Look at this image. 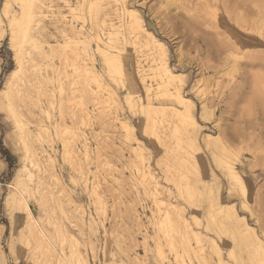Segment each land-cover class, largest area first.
Returning a JSON list of instances; mask_svg holds the SVG:
<instances>
[{
  "label": "rangeland",
  "instance_id": "374dc122",
  "mask_svg": "<svg viewBox=\"0 0 264 264\" xmlns=\"http://www.w3.org/2000/svg\"><path fill=\"white\" fill-rule=\"evenodd\" d=\"M18 2L0 0V89L21 60L6 104L18 88L29 92L14 98L31 137L19 140L21 130L16 136L0 107L2 263L49 264L28 236L26 206L52 264H214L210 243L197 247L179 220H158L171 203L225 256L233 247L232 264L254 263L240 226L216 225L209 172L220 180L222 201L264 245V0H44L41 10L10 22ZM126 8L166 46L196 129L178 125L170 110H142L147 102L151 110L175 104L159 88L142 36L127 28ZM106 49L115 56L110 71ZM206 134L228 149L221 157L243 180L245 196L239 187L228 195L201 143Z\"/></svg>",
  "mask_w": 264,
  "mask_h": 264
},
{
  "label": "bare ground",
  "instance_id": "6f19581e",
  "mask_svg": "<svg viewBox=\"0 0 264 264\" xmlns=\"http://www.w3.org/2000/svg\"><path fill=\"white\" fill-rule=\"evenodd\" d=\"M18 1H19L18 2L19 3V8H18V10H16L14 12V14H16L15 18L13 19L14 21H12V18H11L10 22H18V21L22 20L23 18H25L26 16L29 15V12L31 13L32 8H36V9H40L41 10L40 6H43V1L44 0H18ZM94 1L95 2H97V1L98 2H106V3L110 2V0H94ZM111 1H115L116 2V0H111ZM10 2L14 4L16 2V0H10ZM11 13H12V11H11ZM126 14H127V18H128V20H127L128 21L127 28L131 29L134 32H137V34L142 36V38H143V41H142L143 42V46L145 48H147V50L153 55V65L151 67V70L153 72L154 77L159 79V86L160 87L159 86L158 87L162 88L163 89L161 91L162 94L165 97H167L170 100H172L173 103L175 104V106H173V107L170 106L169 108H166V107H163L161 105L162 107L160 106L158 108H154V109L151 110L150 109L151 106L147 102L146 104H141L142 110L144 112L155 111V112H159V113H164L165 111L170 110V113L173 114L176 117L178 125H180L182 127H186V126L191 127L192 130L196 129L199 125H198V123H197V121H196V119L194 117V114H193V103H192V101L190 99L182 96V94H180V90H179L178 86H175V84H173L176 80L179 83H181L182 80H184V79H182V77H181L182 74L181 73L180 74H175L170 69L169 64H168V53H167L168 51H167L166 46L161 41H159L144 26V24H143L144 22L142 21L141 16L138 14V12L135 9L126 8ZM27 23H28V21H27ZM25 27H26V29H25L24 33L26 32V30H28L27 26H25ZM100 52L103 54V58H104V62H105L106 67H107V71L108 70L110 71L113 68V65H114V62H115L114 54L111 53L107 49L106 50H101ZM19 62L20 63H18L16 69L14 71L10 72L6 76V79H5L4 83H3V88L0 89V107L2 108V106H3L5 108L8 117L12 120L14 132L16 133V130H19V129L21 130L19 132L20 133L22 132L21 133L22 136H20L21 135L20 134L19 135L20 137H19L17 135V133H16V136H18L19 140L20 139H25V138H27L29 140L30 137H31V133L29 132L30 130L27 131L25 129L26 127L24 126V124L21 121H19L18 119H16L17 118V112H16V109H15L16 99L17 100L18 99H22L21 101H23L24 97H26L27 96L26 94H28L29 92L27 93L25 88L23 89L19 85V87H21V88H18L15 91L16 99L14 98V96H15L14 95L13 99H12V103L10 102V103L6 104L7 103V98H8V93H9V90H10L11 86L13 85V82H15V81L17 82L18 77L16 76V74H19L21 72L22 62H21V60H19ZM93 75H95V74H93ZM171 86L174 89L172 88V90H171L170 89ZM147 96H148V94L146 93L143 98L146 97V99H148ZM131 98L132 97H129V95H128V97L126 99V102H127L126 104H128L129 106L132 105V99ZM155 114L156 113H154V116H155ZM201 143H202L203 147H205V149L209 150L210 155H211L210 157H212V162H213L214 166L216 167V169L223 176V178H224V180L226 182V185H227V193H228V195H232L233 193H235L234 191L237 189V187H239L240 190H242V194L245 196L247 190H246V187H245V184H244L243 180L238 175V173L235 170L233 164L229 163L228 161L225 162V160L222 159V157H221V155H226L227 154V150H228V149H226V147L222 143V141L220 139H216L215 137H213V136H211L209 134H206L202 138ZM23 147H26L25 150H30V147H28L29 149H27V145L26 146L24 145ZM24 153L27 156L26 152H24ZM30 157H31V155H30ZM34 165H36L35 162H34ZM37 166H38V164H37ZM23 171H26L25 168L23 169ZM209 174H210L211 182L213 184H215V186H214L215 189L213 188V190H216V194L214 193L215 194V200L214 201H215V204H216L214 206H216V208H217V211L215 212L216 216L214 218V220L217 219V220H215V222H217L216 225L219 228H221V229L223 228L224 229L225 228L224 227L225 221H228L229 223L234 222L235 225L240 226L241 229H239V230L237 229L239 231V235L241 236V238L243 236L244 239L246 240V243H249V245L253 247V253L250 255V257L253 258V262H254L252 264H264V245H263V243L258 238V236L255 233L254 229L252 227H250L249 225H247L246 223H244V218L240 217L237 214L234 206L226 204V203H224L222 201L221 197L219 196L220 195V180L217 178V176H215L212 173V171H210ZM26 175H27V173H26ZM16 176H15V180H16ZM27 177H28V180H32L31 176H27ZM18 185L20 186V190L22 192L24 190H27L25 188L24 179L18 180ZM154 185H155V188H156L157 183L155 182ZM206 189H207V187H206ZM36 190H38V189H36ZM34 193H36V192H34ZM157 193H158V191L155 189V194H157ZM211 195H209V196H211ZM27 197H28V195H27ZM243 199H245V198H243ZM160 202L161 201L158 200V199L155 201L156 204H159ZM240 205L242 206V208L245 207V204H243V203L240 204ZM20 208H21V206H20ZM21 210L25 213V220H26V225L25 226H26V229H27V231L29 233V235H28V233H27V235L32 237L33 241L36 243L35 245H37V249L43 250V252H44L43 254H45L47 257H49V258L52 257L51 254H50L49 248H48L49 246L46 243L45 236L42 235L39 232V230H37V226H36L35 221L33 220L32 216H31L30 211L27 209L26 206H23V209H21ZM158 212L160 213V211H158ZM158 216H159L158 220L160 222H162L164 220L166 222V220H168L170 218V216H171L172 220H174V219L179 220L180 226L185 231V235L188 236L189 238L193 239L197 247L202 246L204 242L210 243V245H211L210 247L213 248V252L215 254V258H216L215 263L216 264H232V261H230V259L232 258V254H234V253H232V248L233 247H229L227 249L228 252L227 253L225 252L226 253V256H225L222 253L223 250L215 242V240H213L212 238L207 237L205 234H203L201 232H198V231H195L193 229H190L191 227H190L189 222L187 221V219H184L182 217L181 210H179L176 205H173L172 203L168 204V206L163 211V213L162 214L161 213L158 214ZM239 224H242V226L239 225ZM1 231L2 230L0 229V233H1ZM262 234H263V237H264V233H262ZM249 253H250V251H249ZM203 256H206V255H203ZM43 257H44V255H43ZM49 258H48L49 264H52L53 263L52 262V258H51V261H50ZM46 261H47V259H46ZM251 262H252V260H251ZM0 264H3L1 260H0ZM238 264H243V261L239 260Z\"/></svg>",
  "mask_w": 264,
  "mask_h": 264
}]
</instances>
